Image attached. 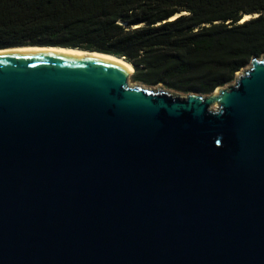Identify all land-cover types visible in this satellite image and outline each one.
<instances>
[{
  "label": "water",
  "instance_id": "water-1",
  "mask_svg": "<svg viewBox=\"0 0 264 264\" xmlns=\"http://www.w3.org/2000/svg\"><path fill=\"white\" fill-rule=\"evenodd\" d=\"M129 71L0 52V264H264V53L208 94Z\"/></svg>",
  "mask_w": 264,
  "mask_h": 264
},
{
  "label": "trees",
  "instance_id": "trees-1",
  "mask_svg": "<svg viewBox=\"0 0 264 264\" xmlns=\"http://www.w3.org/2000/svg\"><path fill=\"white\" fill-rule=\"evenodd\" d=\"M28 45L112 54L133 82L208 94L264 53V0H0V49Z\"/></svg>",
  "mask_w": 264,
  "mask_h": 264
},
{
  "label": "bare ground",
  "instance_id": "bare-ground-1",
  "mask_svg": "<svg viewBox=\"0 0 264 264\" xmlns=\"http://www.w3.org/2000/svg\"><path fill=\"white\" fill-rule=\"evenodd\" d=\"M179 13L174 14L173 16H171V18L178 16ZM251 15L250 14H244L243 17L241 18V21L246 20L247 18H249ZM25 49H44V50H52V51H61V52H70V53H88V54H95L98 56H102V57H106V58H111V59H115L117 61H119L120 63H122L123 65H125L130 71L129 73L133 72V68L132 66L125 61V59L112 55V54H108V53H104V52H98V51H89V50H85V49H80V48H73V47H62V46H24V47H12V48H5V49H0L1 51H13V50H25Z\"/></svg>",
  "mask_w": 264,
  "mask_h": 264
},
{
  "label": "rangeland",
  "instance_id": "rangeland-1",
  "mask_svg": "<svg viewBox=\"0 0 264 264\" xmlns=\"http://www.w3.org/2000/svg\"><path fill=\"white\" fill-rule=\"evenodd\" d=\"M29 46V45H28ZM132 74V73H131ZM131 74L129 75V81L130 82H133V81H131V78H130V76H131ZM146 86V85H145ZM146 87H149V85H147ZM179 92V91H178ZM180 93H182L183 94V92H180Z\"/></svg>",
  "mask_w": 264,
  "mask_h": 264
}]
</instances>
